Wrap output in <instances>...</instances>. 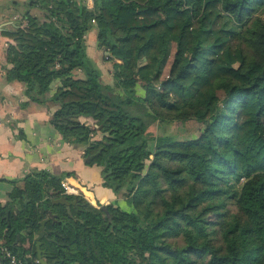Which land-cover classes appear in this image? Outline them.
Instances as JSON below:
<instances>
[{
  "label": "trees",
  "instance_id": "16d2710c",
  "mask_svg": "<svg viewBox=\"0 0 264 264\" xmlns=\"http://www.w3.org/2000/svg\"><path fill=\"white\" fill-rule=\"evenodd\" d=\"M28 1L39 12L1 31L3 76L54 104L49 122L113 200L92 205L31 168L0 203V245L36 257L43 209L45 264H264V0ZM91 28L107 77L86 53ZM187 119L197 134L163 128ZM229 190L235 211L210 228Z\"/></svg>",
  "mask_w": 264,
  "mask_h": 264
},
{
  "label": "crops",
  "instance_id": "0c3cea01",
  "mask_svg": "<svg viewBox=\"0 0 264 264\" xmlns=\"http://www.w3.org/2000/svg\"><path fill=\"white\" fill-rule=\"evenodd\" d=\"M37 12L28 0H0V203L6 199L13 180L31 168H44L61 175L65 192L82 195L92 205L113 200L112 191L103 186L97 168L86 163L82 144L64 139L49 122L54 104L30 100L23 82L3 76L7 37L1 33L25 10ZM86 53L107 77L109 64L102 61L95 42V29L84 35ZM101 52V51H100ZM105 65V69H102Z\"/></svg>",
  "mask_w": 264,
  "mask_h": 264
},
{
  "label": "rangeland",
  "instance_id": "374dc122",
  "mask_svg": "<svg viewBox=\"0 0 264 264\" xmlns=\"http://www.w3.org/2000/svg\"><path fill=\"white\" fill-rule=\"evenodd\" d=\"M38 12L39 11L37 10V13ZM98 50H99L98 55L101 53L100 57L102 58V61L104 60L105 63L109 64V61L106 60L105 57H102V53H106V51L100 52V49H98ZM169 51L170 52H168L169 54L167 55V59L162 66L159 78L164 77L167 73L168 65H169V62H170L171 57H172L173 48H171ZM89 59H90V57H89ZM101 67L103 70L105 69V65H102ZM106 72L107 73L110 72V68ZM177 125H179V123H177V121H175V120H172V121L168 122L163 128L165 129V132H172V133L175 132L181 136L182 135L183 136H189L192 134H197L199 131V123L197 121H195L194 119H187L184 122H182V127H183L182 130H179L177 128ZM153 129L154 128H152V131H153ZM237 185H238V182H235L234 186H237ZM219 200H221L223 202V204L218 208L217 212L216 213L215 212H207L205 214L206 221H208L209 225H211V226H209L210 228L216 227V224L213 225L215 223V221H218L219 219H221L223 217H228L232 212L235 211L234 198L231 197L230 190L228 192H223L222 194H220ZM119 201H120L121 205L123 207H125V204L121 201V199H119ZM167 241L170 242L173 246H180L182 244V238L179 235L168 237ZM203 255L198 257L197 260H202V259L207 258L206 255H204V256Z\"/></svg>",
  "mask_w": 264,
  "mask_h": 264
},
{
  "label": "built area",
  "instance_id": "2783aa9c",
  "mask_svg": "<svg viewBox=\"0 0 264 264\" xmlns=\"http://www.w3.org/2000/svg\"><path fill=\"white\" fill-rule=\"evenodd\" d=\"M83 2L87 8L92 5V0H83ZM0 255L4 260V264H40L38 258L29 251L17 254L2 244L0 245Z\"/></svg>",
  "mask_w": 264,
  "mask_h": 264
},
{
  "label": "water",
  "instance_id": "95a60500",
  "mask_svg": "<svg viewBox=\"0 0 264 264\" xmlns=\"http://www.w3.org/2000/svg\"><path fill=\"white\" fill-rule=\"evenodd\" d=\"M85 158L87 159V156ZM56 201L64 202L65 205H66V209H68V204L69 203H73L74 199L71 200V201H68V200H65L63 197H60V198L56 199ZM39 214H40L41 218L38 221V223H39L38 229H37L36 234L34 236V246H35V251H36V257L38 258L39 263L40 264H45V262L40 257L39 238H40V236L43 235V232L45 231V227H44L43 224H44L45 220L47 219V216L49 215L51 218H53L54 217V213H52L51 211L48 210L46 212L47 215H45L44 210L41 209L39 211Z\"/></svg>",
  "mask_w": 264,
  "mask_h": 264
}]
</instances>
